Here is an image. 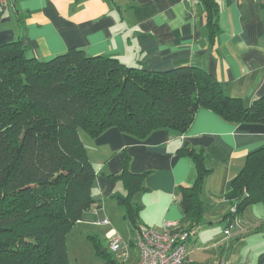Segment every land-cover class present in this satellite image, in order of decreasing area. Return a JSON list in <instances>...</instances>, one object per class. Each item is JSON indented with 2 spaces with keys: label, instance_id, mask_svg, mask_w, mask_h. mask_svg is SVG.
Instances as JSON below:
<instances>
[{
  "label": "crops",
  "instance_id": "0c3cea01",
  "mask_svg": "<svg viewBox=\"0 0 264 264\" xmlns=\"http://www.w3.org/2000/svg\"><path fill=\"white\" fill-rule=\"evenodd\" d=\"M215 1L219 33L210 40L197 0H6L7 6L0 7V45L21 40L29 57L43 61L81 49L88 56H109L149 71L197 66L226 95L250 106L264 96V0ZM84 138L95 170L96 201L84 214L105 228L107 246L110 231L120 237L122 245L113 258L117 263L136 264L139 251L115 197L125 196L126 189L110 175H121L125 158L129 172L143 174L145 189L130 198L140 209L141 226L157 231L168 221L189 226L193 219L183 210L181 188L194 184L197 170L193 158L180 152L193 149L209 172L200 194L204 212L191 230L184 264H257L264 252V201L248 205L235 218L225 242L230 205L224 195L247 156L264 146V125L227 121L200 108L184 133L159 129L138 141L112 128ZM101 219L110 224L98 225ZM124 225L131 231L127 240L121 235ZM130 247L137 252L130 253Z\"/></svg>",
  "mask_w": 264,
  "mask_h": 264
},
{
  "label": "trees",
  "instance_id": "16d2710c",
  "mask_svg": "<svg viewBox=\"0 0 264 264\" xmlns=\"http://www.w3.org/2000/svg\"><path fill=\"white\" fill-rule=\"evenodd\" d=\"M197 1L212 40L219 33L217 3ZM200 108L227 121L264 125V96L247 106L197 66L149 71L81 49L43 61L29 57L21 40L0 45V264H68L67 233L96 203L95 170L81 131L97 138L115 128L138 141L159 129L184 133ZM180 153L191 156L197 170L194 184L181 188L193 222L179 224L189 232L204 212L200 194L209 170L193 149ZM126 161L121 175L110 177L126 189L115 197L135 233L140 209L130 198L145 188L143 174L129 172ZM224 198L228 223L264 201V146L247 156ZM104 264L119 263L109 257ZM257 264H264V252Z\"/></svg>",
  "mask_w": 264,
  "mask_h": 264
},
{
  "label": "built area",
  "instance_id": "2783aa9c",
  "mask_svg": "<svg viewBox=\"0 0 264 264\" xmlns=\"http://www.w3.org/2000/svg\"><path fill=\"white\" fill-rule=\"evenodd\" d=\"M6 4V0H0V7H6ZM231 211H234V208H231ZM97 224L106 226L110 222L107 219H101ZM232 227L231 223H227L224 228L225 242L230 239ZM190 234L191 231L183 230L180 224L174 221L165 222L161 231L139 226L132 240L139 251L136 264H184ZM108 238L109 250L117 254L122 245L120 237L114 231H110ZM220 264H224V260H221Z\"/></svg>",
  "mask_w": 264,
  "mask_h": 264
},
{
  "label": "rangeland",
  "instance_id": "374dc122",
  "mask_svg": "<svg viewBox=\"0 0 264 264\" xmlns=\"http://www.w3.org/2000/svg\"><path fill=\"white\" fill-rule=\"evenodd\" d=\"M84 136L87 135H85L84 131H81V139L83 138L85 140ZM111 220L115 226L112 218ZM96 221V217L84 214L83 221L75 224L67 233L66 247L68 264H104L109 257H115V253L110 252L108 249L104 236L105 228L98 227L94 224ZM121 231L122 237L127 240L130 237L131 231H128L126 225L121 228ZM91 238L99 244L102 251L105 250V254L98 253ZM130 248V253L134 254L137 252L135 248Z\"/></svg>",
  "mask_w": 264,
  "mask_h": 264
}]
</instances>
